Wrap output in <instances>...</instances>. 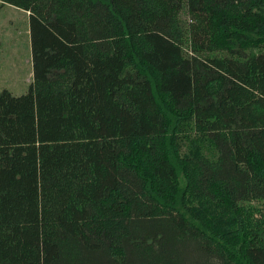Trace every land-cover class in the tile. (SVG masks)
I'll list each match as a JSON object with an SVG mask.
<instances>
[{
	"label": "trees",
	"instance_id": "obj_1",
	"mask_svg": "<svg viewBox=\"0 0 264 264\" xmlns=\"http://www.w3.org/2000/svg\"><path fill=\"white\" fill-rule=\"evenodd\" d=\"M0 2V264H264V0Z\"/></svg>",
	"mask_w": 264,
	"mask_h": 264
},
{
	"label": "rangeland",
	"instance_id": "obj_2",
	"mask_svg": "<svg viewBox=\"0 0 264 264\" xmlns=\"http://www.w3.org/2000/svg\"><path fill=\"white\" fill-rule=\"evenodd\" d=\"M1 5V4H0ZM29 14L0 6V92H28L33 82Z\"/></svg>",
	"mask_w": 264,
	"mask_h": 264
},
{
	"label": "crops",
	"instance_id": "obj_3",
	"mask_svg": "<svg viewBox=\"0 0 264 264\" xmlns=\"http://www.w3.org/2000/svg\"><path fill=\"white\" fill-rule=\"evenodd\" d=\"M1 3V2H0ZM1 7H3V6H8L9 7V5H0ZM11 8H14V9H18V8H15V7H13V6H10ZM18 10H20V9H18Z\"/></svg>",
	"mask_w": 264,
	"mask_h": 264
}]
</instances>
